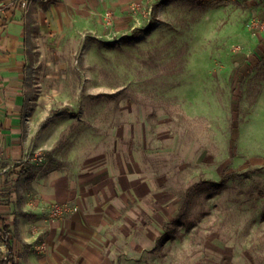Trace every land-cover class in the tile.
<instances>
[{"label":"rangeland","instance_id":"374dc122","mask_svg":"<svg viewBox=\"0 0 264 264\" xmlns=\"http://www.w3.org/2000/svg\"><path fill=\"white\" fill-rule=\"evenodd\" d=\"M1 8L2 26L19 24L27 159L48 169L51 153L82 145L88 160L135 161L150 184L139 205L158 208L162 235L114 264H264V0ZM16 178L4 176L1 202ZM11 226L26 264L15 215Z\"/></svg>","mask_w":264,"mask_h":264},{"label":"crops","instance_id":"0c3cea01","mask_svg":"<svg viewBox=\"0 0 264 264\" xmlns=\"http://www.w3.org/2000/svg\"><path fill=\"white\" fill-rule=\"evenodd\" d=\"M10 1L0 0V8ZM18 25L7 21L2 26L0 20V188L7 173L17 177L10 202H1L0 196V217L13 232L11 216L15 215L27 251L23 262L114 264L120 248L128 246L136 253L153 247L162 235L163 219L161 212H153L157 207L139 205L151 188L135 161L120 156L117 161L112 157L88 160L82 145L74 155L51 153L48 169L40 159L36 162L39 156L27 159L30 144L22 114L25 64ZM37 150L31 149L38 155ZM55 204H68L73 210L64 218L52 219L48 206ZM146 214L152 216L154 227L146 222ZM15 240L13 232V251L20 264Z\"/></svg>","mask_w":264,"mask_h":264},{"label":"trees","instance_id":"16d2710c","mask_svg":"<svg viewBox=\"0 0 264 264\" xmlns=\"http://www.w3.org/2000/svg\"><path fill=\"white\" fill-rule=\"evenodd\" d=\"M193 189L194 187L187 191V195L181 207L182 213H184L183 209L189 204L188 200ZM13 244V232L11 227L3 218L0 217V264H17L16 256L13 251Z\"/></svg>","mask_w":264,"mask_h":264},{"label":"built area","instance_id":"2783aa9c","mask_svg":"<svg viewBox=\"0 0 264 264\" xmlns=\"http://www.w3.org/2000/svg\"><path fill=\"white\" fill-rule=\"evenodd\" d=\"M72 207L68 204H55L48 206V214L52 219L64 218L71 213Z\"/></svg>","mask_w":264,"mask_h":264}]
</instances>
